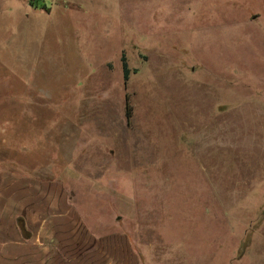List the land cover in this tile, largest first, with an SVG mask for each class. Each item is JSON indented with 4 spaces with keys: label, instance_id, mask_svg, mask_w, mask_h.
I'll return each instance as SVG.
<instances>
[{
    "label": "rangeland",
    "instance_id": "374dc122",
    "mask_svg": "<svg viewBox=\"0 0 264 264\" xmlns=\"http://www.w3.org/2000/svg\"><path fill=\"white\" fill-rule=\"evenodd\" d=\"M0 173L140 264H264V0H0Z\"/></svg>",
    "mask_w": 264,
    "mask_h": 264
},
{
    "label": "crops",
    "instance_id": "0c3cea01",
    "mask_svg": "<svg viewBox=\"0 0 264 264\" xmlns=\"http://www.w3.org/2000/svg\"><path fill=\"white\" fill-rule=\"evenodd\" d=\"M63 190L0 173V264H140L129 237L90 230Z\"/></svg>",
    "mask_w": 264,
    "mask_h": 264
},
{
    "label": "trees",
    "instance_id": "16d2710c",
    "mask_svg": "<svg viewBox=\"0 0 264 264\" xmlns=\"http://www.w3.org/2000/svg\"><path fill=\"white\" fill-rule=\"evenodd\" d=\"M122 70H123V78L126 81L128 79L129 73H130V69L128 68L127 62L124 58V56L122 57ZM127 107V116H130V108L128 107V105H126Z\"/></svg>",
    "mask_w": 264,
    "mask_h": 264
}]
</instances>
